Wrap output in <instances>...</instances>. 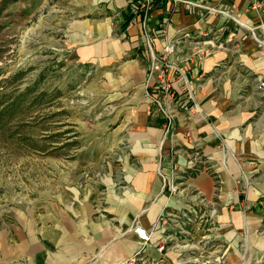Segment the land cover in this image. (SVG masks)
Returning <instances> with one entry per match:
<instances>
[{"label":"crops","instance_id":"0c3cea01","mask_svg":"<svg viewBox=\"0 0 264 264\" xmlns=\"http://www.w3.org/2000/svg\"><path fill=\"white\" fill-rule=\"evenodd\" d=\"M132 1L56 4L61 31L40 49L80 73L76 94L91 106L37 221L0 249V264H121L143 246L137 222L153 231L148 254L176 264L168 239L189 231L170 221L192 215L200 229L198 216L209 212V231L229 245L232 262L262 255L264 0H190L219 10L155 0L147 23ZM166 36L180 37L175 58L184 73L171 75L179 99L198 105L177 107L170 132L146 92L152 53ZM196 149L206 162L197 172Z\"/></svg>","mask_w":264,"mask_h":264},{"label":"rangeland","instance_id":"374dc122","mask_svg":"<svg viewBox=\"0 0 264 264\" xmlns=\"http://www.w3.org/2000/svg\"><path fill=\"white\" fill-rule=\"evenodd\" d=\"M74 1L0 0V249L3 250L7 241H18L24 232L28 235V223L37 221L43 194L53 192V179L60 171L59 160L73 158L75 147L71 144L78 141L74 136L79 135L86 117L84 112L91 106L84 97L78 100L80 73L68 66L63 56L40 49L61 31V11L56 4L64 2L67 7ZM68 165L62 164V170H69ZM210 213L198 216L200 229L191 227L196 223L192 215L170 221L179 224L180 220L182 228L189 231L182 230L177 237L168 239L175 244L176 264H264V251L262 257L257 252L249 262L245 259L232 262L229 245L209 231L208 224L214 225ZM243 251L244 246L240 248ZM146 256H150L148 248Z\"/></svg>","mask_w":264,"mask_h":264},{"label":"built area","instance_id":"2783aa9c","mask_svg":"<svg viewBox=\"0 0 264 264\" xmlns=\"http://www.w3.org/2000/svg\"><path fill=\"white\" fill-rule=\"evenodd\" d=\"M179 1V0H175ZM189 3L195 7H204L211 9L212 7L207 6L203 3H196L190 0H180ZM133 9L137 13L144 14V22L147 23L151 10L154 7L155 0H133ZM262 0H254V6L260 7ZM213 10H219L212 8ZM189 33H183L181 37H188ZM180 37H165L164 46L158 52H153L151 56V64L149 67L148 77L146 81L147 86V96L157 106L158 112L163 115L165 119L164 128L166 132L172 131L174 129L175 115L177 107L183 105H190L194 109L198 107L196 103H191L192 97H186L184 99H179L178 93L175 89L173 80L171 79L172 72L184 73V70L178 64L175 58V53L177 51L178 43ZM260 42L263 40L258 39ZM259 88L264 91V80L259 81ZM204 155L200 150H195L193 153V161L190 168L194 170H200L205 164ZM163 180L168 184L167 175L161 172ZM174 181V180H173ZM171 191L174 193L178 192L177 185L170 181ZM135 230L140 239L143 241L142 248L137 251L132 257L121 264H165L159 259H155L151 255L149 257L147 254V245L153 239V231H148L146 228L142 227L140 224L135 225ZM160 250L164 249V246L159 247Z\"/></svg>","mask_w":264,"mask_h":264}]
</instances>
